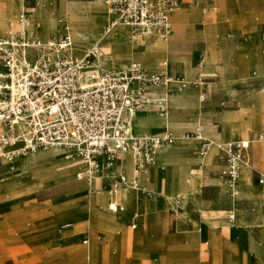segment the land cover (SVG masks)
Listing matches in <instances>:
<instances>
[{"label": "rangeland", "instance_id": "rangeland-1", "mask_svg": "<svg viewBox=\"0 0 264 264\" xmlns=\"http://www.w3.org/2000/svg\"><path fill=\"white\" fill-rule=\"evenodd\" d=\"M193 1L194 0H191L190 3ZM216 1L217 0L199 1L202 8L206 9L212 16H217L218 20L225 24L224 27H221L218 30L217 34L211 41L215 55V64L218 66L215 74L201 75L195 71L205 58L206 41L201 38H191L193 35H188L186 31L182 32L176 30L174 23L172 34L167 39L170 44L169 58L166 59L167 65H164V61L160 60L157 68L148 69L142 66L150 72L171 74L174 81L171 87V92L168 93L166 98L168 108L170 109L169 106H171L174 109L173 119L176 123L172 129L170 128L166 130L174 137V142L165 148L171 151L172 159L170 162H167L166 160H164V162H167L165 167L167 175L170 174L172 167L184 166L181 167L180 170V182L182 179L185 180L188 170H195L194 166L196 164V156L198 155L196 150L199 144L195 132L197 131L201 137H207L204 133L201 134L200 129H198V123L203 124L201 127V131L203 132H208L210 127L214 125L216 126V129L222 131L216 112H220L223 108L227 107L235 108L237 103L229 100H234L233 98L234 96H238L239 90L254 89L259 91L264 88V85L261 84H264V69H262L260 65V59H257L253 63V70L255 72L257 71L258 74H261V77L256 78L257 80H253V78H251L252 74H250L245 76L248 79L247 82L246 80L240 81L238 71L239 61L242 59L246 60L253 54L247 51L241 52L240 49V47L247 42L245 27L248 28L250 34L252 33V36L255 33H259V36L264 39V0H257V2L241 0L238 2V7H236L233 2H228V0ZM37 2H41L40 6L43 10L41 16H39V18L36 17L34 24L39 32V39L42 41L41 44L44 45L47 44L52 37H58L63 31V26L67 27L69 22L66 14L60 9L53 8L54 2H50L49 0H25L27 10L29 13L31 12L28 17L34 14L35 8H38V6H36ZM78 2H80V5L86 6V9L90 14L95 10V7H91L90 5L91 0H78ZM214 7L216 9H213ZM51 8L55 10V13L48 18V11ZM18 15L13 19V22L18 18ZM201 15L206 16L202 13ZM104 25L105 23H103V28ZM54 26L57 27L55 28ZM121 31H123L122 28H116L114 30V32ZM51 32L53 34L50 36ZM115 38L118 39L121 38V36L119 37V35L116 34ZM45 39H48V41L43 43ZM101 44L102 42H99L97 45L99 52L101 53L100 59L102 61L105 60V68H109V62L106 58L105 52L101 48ZM81 45L82 44H75L72 40L71 51L63 52V50L61 52L70 55L72 58H81L87 50L92 48L90 46L85 47ZM38 50H30L32 54L31 59H35L39 55ZM108 52L113 56L112 60L114 65L122 66L124 64V61L121 60V58L126 55L125 53L119 51ZM89 65L95 67L96 62L93 58H90ZM180 81H187L189 89L197 86V81L204 83L201 86L203 94L202 108H198L194 98L189 94L184 100L178 102L177 105L173 104L172 101H168V97L177 95L178 89L181 88V83H178ZM213 111H215V113ZM154 118L157 120L161 117L154 109H152L149 112L148 119L154 120ZM195 120L196 127L191 125ZM149 129L150 131L147 134L157 136H163L166 134L164 133L165 130L158 127L152 126ZM256 132L264 135V128L262 127V129ZM227 139V136L223 135L222 141L224 142ZM260 146H264V141L255 145L252 156H250L252 162L250 172H253L254 174L259 172L264 173V166L261 167L256 164L257 162H255V160L253 161V157L255 159L258 147ZM48 151L53 152L49 153V157H39L37 160L29 161L27 163H25L24 159L20 160L19 168L16 172L11 171L14 165L17 164L15 158L11 159L9 162L11 166L9 165L7 169H0V187L17 182L22 185V188H19L18 190L16 189L17 191H29L32 190L31 187L38 190L36 191L37 193L34 191L17 193L11 190L0 189V264H85V262L88 261L89 256L91 257L90 249L92 246H94V244L101 246L107 239V235L102 232L100 233L92 225V217L89 219L91 222H89L90 227L84 225L74 230H72L74 226L62 228L64 223L73 221L69 218L58 219L56 209L47 204L48 200L53 194L59 195L60 192L71 186L81 187L84 189V192L77 197V212L80 213V217L87 218L89 217V212L85 208L89 202L90 196H93L92 193L94 192L90 190L93 185L77 181V168L70 175H66L67 172H52L44 176L46 167L51 164L54 159H71L69 153L62 151L58 147L42 149L35 152L33 155H44ZM158 156L159 155H157L156 158L157 161ZM25 157L30 158L32 155L30 154ZM157 161L154 164V168H149L150 175L154 180L148 184L151 185L154 183V185L150 187L147 183L145 185L142 184V186H145L147 189L154 192L153 196L150 197L143 192H137V197L146 204L142 207L141 211L140 208H136V212H138V215L140 214L139 216L144 220L145 225L143 227H140L139 225L132 229L130 228L133 224L132 223L129 227L133 230L132 234H134V236L132 235V239L137 245H142V241L146 238L144 230L141 228H144L149 232L153 241H157L160 238L161 233L162 235L188 231L196 234L203 233V231H199L200 227L198 226L191 228L189 219L179 218L176 214L174 204L167 202L168 206L164 209L156 207V204L159 201L164 200L162 196L155 192L158 191L161 193L163 191L162 179L165 176L164 166L158 165ZM222 165L223 161H220L219 157L213 161V164L209 167V171L203 175V187L194 193L196 199L201 203H204L207 209L231 210L232 205H234V207L242 209L244 212L250 211L249 208L251 204L249 200L252 198H258V200L261 201L262 195H259L258 197L254 196L253 190L250 188L249 191L252 192V194L250 193L249 195L241 196L239 200L235 199V204H232L229 190H223L219 181L213 183L214 179H220L219 169ZM187 166L189 168H187ZM161 168L164 170H161ZM54 170L57 171V169ZM28 176H31L33 180H36L35 183L25 181L28 179ZM55 181H58L55 186L47 184L48 182ZM252 182L254 185L256 184L254 175L252 176ZM165 187L173 191L170 181L165 183ZM259 193H261L260 188ZM185 202L187 208L192 210L193 202L190 199H186ZM150 205H152V207H150ZM65 207L67 210L63 211L62 214H70L74 211V208L70 205H65ZM107 212L110 213L108 210ZM230 214L231 213H225L219 215H221L224 220H229ZM102 215L104 216V214ZM194 216L195 214L191 212L190 218H194ZM239 224L245 227L243 223L240 222ZM257 224L258 222L249 224V227L247 228L249 231L247 235L245 234V240L251 238L253 241H256L252 238L250 230H252ZM160 229H162V231H160ZM203 229L206 232V236L202 238L199 244L197 243L195 253L197 260L199 263L203 262L202 264H214L209 261L212 258L213 261L215 260L216 264H219L222 258L221 248L215 245L209 234L211 227L205 225L203 226ZM215 230L221 237H229L230 240L234 242L237 240L236 233L233 232V230L228 229L224 223L218 224ZM67 231H69V233L66 236V239H64L62 233ZM260 238L261 242L264 241V235L261 234ZM86 239L88 242L84 244L83 242ZM256 242L261 243L258 241ZM172 244L178 248H186L189 246L190 242L187 238L182 236L173 239ZM140 247L141 246L136 247L135 249L137 250ZM254 248L252 249L253 255L257 254L258 249H260L264 255V243L259 246L258 249L255 246ZM207 250H209V260L206 259ZM113 252L115 253V262L116 264H119L118 246L114 247ZM154 257L155 255H152V258ZM96 261L97 264H106V261L104 263L101 254L97 255ZM186 264L192 263L186 262ZM230 264H236L234 258Z\"/></svg>", "mask_w": 264, "mask_h": 264}, {"label": "built area", "instance_id": "built-area-1", "mask_svg": "<svg viewBox=\"0 0 264 264\" xmlns=\"http://www.w3.org/2000/svg\"><path fill=\"white\" fill-rule=\"evenodd\" d=\"M185 4L187 0H104V33L124 26L132 36L167 40L172 34L171 16ZM28 14L23 9L14 22H9L7 35L0 38V161L42 149L68 147L81 160L77 180L90 183L129 156L134 164L133 179L129 180L121 167L106 192L112 195L117 189L133 186L153 196L154 192L142 186L139 179L156 162L159 152L174 142V137L170 132L163 136L135 135L129 130V122L140 111L152 109L161 118L168 117L166 98L174 82L172 76L150 72L137 62L120 70H107L100 65L98 47L87 50L81 58H72L61 52L72 49L67 27L47 42L50 52L44 53L39 37L26 27ZM33 49H39L35 59L30 56ZM90 58L96 62V76L86 73L94 70L89 65ZM195 133L198 156H204L211 142ZM263 138L260 133L222 142L224 165L219 177L237 186L251 144ZM256 183L264 207V173H257ZM237 195L236 190H229L231 198ZM108 207L111 212L118 210L114 203ZM256 207L254 203L251 211ZM233 218L230 214L229 219ZM68 226L66 223L62 228Z\"/></svg>", "mask_w": 264, "mask_h": 264}, {"label": "crops", "instance_id": "crops-1", "mask_svg": "<svg viewBox=\"0 0 264 264\" xmlns=\"http://www.w3.org/2000/svg\"><path fill=\"white\" fill-rule=\"evenodd\" d=\"M49 1L50 2H56V0H49ZM190 1L191 0H187L188 5L185 4L183 7H181L180 9H178L177 11H175L172 14V16H171L172 31H173V23L176 22V24H183L185 22H188V20H189V9L192 6H196V8L198 9L199 12H201L202 14H205L207 16V21H208L206 33L202 32V30H201L203 28L202 25H196V26H194V30H193L196 36H193V37L191 36V38H201V39L206 41L205 58L199 64V67L197 69H195V71L201 75L215 74L218 66H216V64H215V55H214L213 46L211 45V41H212L213 37L217 34L218 30L221 27H224L225 24L223 22H220V20H218L217 16L216 17L212 16L206 9L202 8L201 4L199 2L200 0H196V1L194 0L192 3H190ZM217 1L219 2L220 0H217ZM240 1L241 0H228V2H233L236 5V7H238V2H240ZM249 1L250 2H253V1L257 2V0H249ZM213 2H215V1H213ZM40 3L41 2H37L36 6L39 7ZM102 3L104 6V0H102ZM199 5H200V7H199ZM23 9H27V5H25L23 7ZM23 9H22L21 5H19L17 3V1H15V0H0V21L3 20L5 22L4 26L7 28V30H8V26H9L8 24H9V22H11L8 19V15L12 14L14 17H16ZM213 9H216V8L214 7ZM30 13L28 14V16L30 15ZM245 20H249V19H245ZM105 21H106V18H105L104 22H100V24L98 25L99 30L102 31L103 23H105ZM237 25H238V22H237ZM4 26H0V38H3L6 36ZM54 27L56 28L57 26H54ZM117 28H122L123 31L114 32V30L116 29L115 28L108 35H106V36L103 35L104 38L102 40L101 48L105 52L106 58L109 62V68H105L106 61L100 60V64L102 65L103 68H105L107 70H118V69H123V68L127 67V65L131 62H138L141 64V66H143L145 68L154 69V68H157L159 66L160 60H163L164 65H167L166 59L169 58V51L167 48L164 49V48L155 46L153 43L155 38H148L146 40L147 47H146V50L144 53L139 52V51H133L131 48H127L125 46H123L125 48L122 47V44H125V43H133V45L136 43L134 40H132L133 37L130 36L128 29L124 26H118ZM245 31H246L245 35H246L247 42L243 46L240 47L241 52L247 51V52L253 53V54L250 58H248L246 60L242 59L241 61H239L238 71H239L240 81L246 80V82H247L248 79L245 77L247 75L252 74L251 78H253V80H257L256 79L257 77H261V74H258L257 71L255 72L253 70L254 69L253 63L257 59H260V62H261L260 65H261L262 69H264V39L261 36H259V33H255L252 36V33L250 34L247 27H245ZM30 32H32V31H30ZM32 33H34L37 37L40 38V36H39V34H37L36 30H34ZM51 34H53V33L51 32L50 36H51ZM116 34H118L119 37L121 36V38H118V39L115 38ZM93 46H97V44H95ZM93 46H90V47H93ZM169 46H170V44H169ZM107 50L108 51H116V52L119 51V52L125 53L126 55L121 58V60L124 61V64L122 66L114 65L113 60H112L113 56H111ZM30 54H31V52H30ZM30 56L32 58V54ZM205 59H206V68L202 69V65H203V62L205 61ZM189 67L192 68L191 66H189ZM0 69H1V67H0ZM187 69H188V66H187ZM169 75H171V74H169ZM183 83H185V87H181L177 91V93L180 92L181 96L176 97L172 103L177 105L178 102L184 100L185 97L189 94L194 98L195 103L198 106V108L199 109L202 108V106H203V98H202L203 94H202V89H201L202 87L201 86L204 83L201 81H197V86H194L191 89H189V87L187 86L188 85L187 81H183ZM261 84L264 85L263 83H261ZM241 95H242V98H244V100L241 98ZM251 95L253 97L260 98V99L264 98V88H262L259 91L254 90V89L239 90L238 96H234V98H233L234 100H229L231 102L237 103V106L235 108L227 107V108H223L220 112H216L218 115L221 127H222V118H223L224 112L225 111H237L242 106V103L248 97H252ZM213 112L215 113V111H213ZM256 113H255L253 121H252L253 128L249 129V130H245V132H243L235 140H237V139H248V138H252L253 136H255L257 134H260L259 132H256V131L262 129V127L264 128V113L258 112V111ZM258 115H259V117H258ZM133 118H131L130 122L132 121ZM140 118L141 117H138L137 119H140ZM135 121H137V120H135ZM153 121H155V118H154V120H152L151 125H154ZM130 122H129V124H130ZM175 124L176 123H172V122L170 123L171 129L175 126ZM191 125L196 127V120H195V122L191 123ZM149 131H150V129L148 127H142V128H135L134 132H131V131L130 132L132 134L138 135V134L148 133ZM213 131L222 133V137H223V135H226L228 138L227 140H230L229 135L227 133H224V132L216 129V126L210 127V129L207 133L209 134ZM253 132H256V133H253ZM204 138H207V137L204 136ZM227 140H225V141H227ZM262 141H264V139L259 140L258 142H254L251 144L250 149H249L248 161L246 162V164L244 166L248 165L249 168L251 169L252 162L250 160V156H252V152H253L255 145L257 143H262ZM58 148H60L62 151L66 152V153L73 152V150H71V149H66V148H61V147H58ZM165 148L166 147H164L160 151V153L158 154L159 155L158 156V165H160V166L163 165L164 169L166 167V163L170 162L172 159L171 151L169 149H165ZM50 152H52V151H48L46 154L38 155V156L33 155L34 154L33 153V154H31L32 157H30V158L17 157V158H15L17 160V164L14 165V167H13V169H11V171L12 172L18 171L19 163H20V160H22V159H24L25 163H27L29 161H35L39 157H49ZM196 152H197V150H196ZM205 155L200 156V157L198 155L196 156V164L194 166L195 167L194 169L202 172V174L201 175H195L194 179L189 181V182L187 180L185 181L183 179L180 182V170H181V167H184V166L172 167L169 175L166 174L167 172L165 169V171H164L165 178L162 180V183H163V186L165 187V183L167 181L171 182V186H172V189L174 191V197L170 196L169 199H166V196L161 195V193H158L157 191L155 192L164 198V200H161L156 204L157 206L155 205L156 207H158L160 209H164V208H166V206H168L167 202L174 204L175 208H176L177 216L179 218H182V219H189V221H190L189 223L191 225V228L195 227V226L200 227L199 231L200 232L203 231L202 234L201 233L196 234V233L189 232V231L188 232H175V233L169 234V235H162V233H161L160 238L157 241H153L151 239L149 232L146 231V229L141 228L142 230H144L146 238L142 241V245H139V244L137 245L134 242V240L132 239V231L133 230H131L130 228L134 229L139 225H140V227H143L145 225L144 220L142 218H140V216H139L140 214L134 220L124 219L121 217H115L113 215H115L121 211L120 205L127 206L129 199H131L132 204L134 206L140 208V211H141L142 207L146 204L144 201L140 200L137 197V192H138L137 189L132 190V192H130V193L129 192H123L119 195L118 199H119L120 205L116 204L118 206V210L116 212H111L108 209V211L111 214L108 213L106 210V205H105L109 201H110V203H113V202H111V200H112L111 196L112 195H108L106 190L112 186L113 177L119 173L121 167H123L125 169L128 179L129 180L133 179V168L131 166V159L129 156H125L124 159L122 161L118 162L107 174L102 175V178L95 179L94 182L87 183L84 181L77 180V181L83 182L85 184L87 183L89 185H93V187L90 188V190H92V189L100 190L99 192L92 193L93 196H90V198H89V202H88L89 205L88 204L86 205L85 209L89 212V217H87V218L86 217H80L81 216L80 213L77 212L78 211L77 210V203H78L77 197H78V195H80L84 192V189H82L81 187H78V186H71V187L63 190L62 192H60L59 195L53 194L52 197L48 200L47 204L51 205L52 208L56 209L58 219L69 218L70 220L73 221V222H66V223H69V226L65 227V228H69L72 224L74 226L72 228V230L79 228V227H82L84 225L90 227L89 219L92 217L93 218L92 225L95 227V229H97L100 233L102 232L105 235H107V239L104 242V244H102L101 246H99L98 244H94V246H92V248L90 249L91 250L90 251L91 257L89 256L88 261L85 262V264H97L96 257L99 254H101V256L103 257L104 263L106 261V264H116L115 258H114L115 253L113 252V249L115 246H118V248H119V254H118L119 264H186V262H189L192 264H198L199 262L197 260L196 254H195L196 253V246H197V243L199 244L201 242L202 238H204L206 236V232L203 229V226H205V225L202 224V222H201L202 211L206 212V214H207L206 215V222L211 226L209 234L212 237V240L214 241L215 245H217L221 248L220 250L222 253V258H221V261L219 264H230V262L233 260V258L236 261V264H264L263 252L260 251V249H258V247L261 246L264 243V241H262L261 243H257L256 241H253L251 238H248L245 240V234L247 235L248 231H249L247 228L249 227V224H252V223L258 222V224L252 230H250V233L255 234V230L257 229L258 231L260 230V234L264 235V207L261 206V203H260L261 201L258 200V198H254V199L252 198L249 200L251 205L249 208L250 211H248V212H244L242 209L234 207V205H232L231 210L207 209L206 206L204 205V203H201L200 201H198L196 199L194 193L196 191H199L203 187V182H204L203 175H204V173L209 171V167L213 164V161L217 157H219V160L223 161V165H224L223 154L221 151H220V154L212 155L210 160L204 164L203 159H204ZM51 157H53V156H51ZM164 160H166L167 162H164ZM254 160H255V162H257L256 163L257 165H260L261 167L264 166V146L258 147L257 153L255 155V159L253 157V161ZM80 162H81L80 158H73V159H69V160H62L59 158L54 159L52 161V163L46 167L44 176H46L48 173H52V172H67L66 175H70L76 168L78 171V168L80 166ZM123 164L130 165V169L128 170ZM223 165H222V167H223ZM187 168H189V167L187 166ZM0 169H4V168H2L0 166ZM54 169H57V171ZM220 169H219V171H220ZM161 170H163V168H161ZM241 172H242V169H241ZM249 173L250 174L248 176V179H245L244 178V169H243L242 181H239L238 185L235 186L236 190L239 192V196H238V198H236L238 200L241 196L249 195L250 193L252 194V192L249 191L250 188H252L254 196L258 197L259 195H261V193H259L260 187L257 185V183L254 185L252 182V176L254 175L255 179H256L257 174H254L253 172H249ZM139 180H140L141 184H143V185H145L146 183L148 184L151 181L153 182L152 176L150 174L141 176ZM19 181H23V180H19ZM25 181H30L32 183H35L36 180H33L31 178V176L30 177L28 176V179H26ZM217 181H219L221 183L223 190L228 191L231 189L227 185L226 181H224L223 179H221V178L220 179H214L213 183H217ZM57 182L56 181L55 182H48L47 184L55 186ZM15 183H17V182L6 185L5 187L2 186V187H0V189L12 190V191H15L17 193L29 192V191L30 192L34 191L35 193H37L36 191H38L34 187H31L32 190H29V191H22V190L17 191L16 189L11 188ZM152 185H154V183H152L149 186L152 187ZM35 186H36V184H35ZM38 189H40V188H38ZM260 192H261V189H260ZM186 199H190L193 202V209L192 210L187 208V205L185 202ZM230 199H231V203L235 204V199H232L231 197H230ZM254 203L257 204V207H256V210L254 212H252L251 207L253 206ZM65 205L72 206L74 208V211L70 214H61L65 210V208H64ZM150 207H152V205H150ZM232 211H236L235 213L239 214V215L236 214L235 219H237L239 217L242 221H245V224H246L245 227H243L241 224H239V226L237 224L228 225V223L230 221H233L234 218L232 220H230V219L224 220L223 217H221V215H219V214H225V213L233 214ZM191 212H193L195 214L194 218H190ZM127 213L131 214L130 211H128ZM100 214H104V217L102 219H100V221H98ZM66 223H64V224H66ZM220 223L221 224L224 223L228 229L233 230V232L236 233L237 240L235 242L230 240L229 237H221L216 233L215 229H216L217 225ZM130 224H132L131 227H130ZM235 225H236V227L234 228L235 230L231 229ZM160 231H162V229H160ZM68 233H69V231L62 233V236L64 239H66V236L68 235ZM182 236L187 238V240L190 242L188 247L178 248L174 244H172L173 239H177V238H180ZM147 243H151L152 249L144 250L143 252H139L138 250L135 249L136 247H139V246L143 247V244H147ZM161 246H163V251L157 252L155 250V248H158ZM254 246L258 249L257 250L258 252L255 255H253V253H252V249L254 248ZM247 250H248V252H247ZM164 253H165V255H164ZM208 253H209V250H207L206 259H208ZM152 255H155V257L152 258ZM209 261L216 264L215 260L213 261L212 258ZM202 263L203 262H200L199 264H202Z\"/></svg>", "mask_w": 264, "mask_h": 264}, {"label": "bare ground", "instance_id": "bare-ground-1", "mask_svg": "<svg viewBox=\"0 0 264 264\" xmlns=\"http://www.w3.org/2000/svg\"><path fill=\"white\" fill-rule=\"evenodd\" d=\"M15 1H17V3L19 5H21V7L23 9V7L25 6V0H15ZM79 3L80 2H78V0H56V2H54V7L53 8L60 9L68 17V22H69V25L67 26L68 32L70 34L71 39L75 42V44L76 43L77 44H82L81 46H85V47L93 46L95 44L98 45L99 42H102V40L104 38L103 35L104 36L108 35V34L104 33L103 29H102V31L98 29V25L100 24V22L104 21L105 18H106V10L104 8L105 6H103L102 0H91L90 5H91V7H95V10L90 14L89 11H87L86 6L80 5ZM199 7H200V5H199ZM42 10H43V8L41 6H39L38 8H36L34 10V14H32V16L26 18V23L25 24H26V27L28 28L29 31L33 32L34 30H36L37 34L39 33L37 31V28L35 27L34 23H35L36 17L39 18V16H41ZM48 13H49V15L47 17L50 18V16L55 13V10L51 8L48 11ZM14 18L15 17L12 14L8 15L9 21H13ZM207 24H208L207 16H202L201 12L198 11L196 6H192L189 9V20H188V22H185L183 24H176V22H175L174 26H175L176 30H178V31H182V32L186 31V33L188 35L196 36L194 31H193L194 30V26L202 25L203 28L201 30H202L203 33H206V29H207V26H208ZM4 25H5V22L3 20H1L0 21V26H4ZM5 33H6V35L8 33V30H7L6 27H5ZM130 36L133 37L132 40H134L136 43L134 45H133V43H125V44H122V47L125 46L127 48H131L133 51H139V52H143L144 53L145 50H146V47H147L146 40L149 37L148 36H144V35H135V36L130 35ZM47 41H48V39H45L43 43H46ZM153 43H154L155 46H158V47H161V48H164V49L167 48L168 51L170 50L169 49L168 40L155 39ZM41 45L44 47L42 52L46 53V51H47L46 44H44V45L41 44ZM94 47H97V46H93L92 48H94ZM125 47H123V48H125ZM47 53H49V52H47ZM91 68H94V70L93 71H87L86 73L87 74L89 73V74H92V75L96 76L97 73H98V69H96V66L95 67H91ZM205 68H206V59L203 62V65H202V69H205ZM118 70H120V69H118ZM91 82H94V81H91ZM178 83H181V87H185V83H183V81H180ZM179 96H181L180 92L177 93V95H172V96L168 97L169 98L168 101H172L173 102V100L176 97H179ZM241 98H242V95H241ZM242 99L244 100V98H242ZM169 107H170V109L168 108V111L170 113V118H169V115H168V117L166 119L159 118V119L153 121L154 125H151L152 124V120L148 119L150 110H148L147 112L146 111L145 112H140L130 122L129 130L131 132H134L135 128H138V127L146 126V127L151 128L153 126V127H158V128H160L162 130H165L164 133L168 132L166 130L171 128L170 123L171 122L175 123L174 119H173L174 109L171 106H169ZM257 111L264 113V98L260 99V98H256V97H253V96L252 97H248L242 103V106L237 111H225L224 112L223 118H222V132L227 133L229 135V139L230 140H235L243 132H245V130H249V129L253 128L252 121H253L254 115H255V113ZM138 117H141V118L137 119ZM258 117H259V115H258ZM135 120H137V121H135ZM202 126H203V124L198 123V127H199L198 129H200L201 134L204 133V135H206L208 137L209 141L211 142V145H210L209 149L207 150L206 155H205V157L203 159V163L205 164V163H207L210 160L212 155L220 154V151H221L220 150V145H221V143L223 141H222V133L213 131V132L208 134L207 132L201 131V127ZM214 126H211V127H214ZM150 135H152V134H150ZM154 136H157V135H154ZM197 138L198 137H196V139ZM61 148H63V147H61ZM66 149H70V148H66ZM71 150H73V149H71ZM69 154H70L71 159L79 158L77 152L74 151V150H73V152H71ZM10 161L11 160L2 159L0 161V166L2 168H4V169H7L9 167V165H10V163H9ZM156 161H157V159H156ZM154 164L151 166L152 168L155 167ZM245 164H246V162H244L242 164V166H241L242 172L240 171V181H242L243 169H244V178L245 179H248V176L250 174L249 173L250 172V168H249L248 165L244 166ZM123 165L128 170L130 169V165H127V164H123ZM131 166L133 168V175H134V164H133L132 160H131ZM148 174H150L149 169L146 172V175H148ZM195 175H201V172L197 171V170H188L187 176L185 178V181L187 180L189 182V181L193 180ZM97 178H102V176H96L95 178H93V180L91 182H94V180L97 179ZM164 178H165V176L163 177V179ZM227 185L231 189L236 190V188L231 186L229 183H227ZM11 188H14V189L18 190L19 188H22V185L19 184V183H15ZM135 189L136 188L133 187V186H128V187L117 189L115 192L112 193L111 202H113V203H115L117 205H120L119 204V199H118L119 195L121 193H123V192H129L130 193V192H132V190H135ZM48 193H49V191H48ZM237 193H238V195H237L236 198H238V196H239V192L238 191H237ZM161 195L166 196V198L169 199L170 196L174 197V191H172L171 189H167L166 187L163 186V191L161 192ZM128 201H127L128 205L127 206L120 205L121 211L118 212L117 214L113 215V216L121 217V218H124V219L134 220L138 216V212H136V208L137 207L132 204L131 199H129ZM109 203H110V201L107 204H105L106 205V210L109 209V207H108ZM64 208H65V210H67L66 207H64ZM128 211H130L131 214H128L127 213ZM235 212L236 211H232V213L234 214V219L236 218V214H237ZM206 215H207L206 212L202 211V220H201V222H202V224L211 227L206 222ZM237 215H239V214H237ZM103 217L104 216L102 214L99 215L98 221H100V219H102ZM234 219H233V221H230L228 223V225H233V224H237L238 225L240 222L243 223L244 225H246L245 221H242L239 217L237 219H235V220ZM71 226H73V224ZM259 231L256 229L255 230V234H251V236L256 241L261 242V238H260L261 234H260ZM132 235L134 236V234H132ZM135 239H136V237H135ZM150 249H152L151 243H147V244H143V247H140L137 250L139 252H143L144 250H150ZM155 250L157 252H162L163 251V246L155 248ZM164 255H165V253H164Z\"/></svg>", "mask_w": 264, "mask_h": 264}]
</instances>
